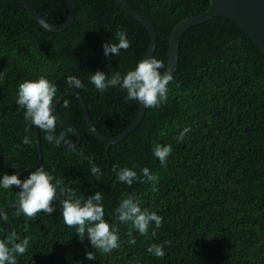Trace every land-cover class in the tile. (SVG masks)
<instances>
[{
  "label": "trees",
  "instance_id": "16d2710c",
  "mask_svg": "<svg viewBox=\"0 0 264 264\" xmlns=\"http://www.w3.org/2000/svg\"><path fill=\"white\" fill-rule=\"evenodd\" d=\"M26 1L49 22L59 24L67 17L66 0ZM127 2L152 23L156 46L151 57L165 67L173 26L210 5V0ZM74 3L73 22L50 31L16 0H0V178L38 160L35 126L16 103L25 80L45 76L56 84L57 97L65 91L80 93L92 123L107 137L122 132L137 115L139 103L126 101V90L98 91L90 77L97 70L109 78L133 70L149 44L146 28L117 0ZM117 31L127 33L131 47L118 57H106L103 45L116 42ZM69 75L81 79L84 88H69ZM168 89L167 101L145 108L139 124L113 144L90 130L77 97L60 98L57 112L77 128L80 141L57 146L39 129L41 162L36 168L43 167L55 177L53 183L60 181L58 187L71 189L81 202L100 191L105 219L118 228L120 247L103 253L87 237L81 241L63 222L59 190L55 211L32 220L15 215V187H0V212L8 216V221L0 219V240L10 241L15 233V242L30 241L27 251L17 255V264H264V50L226 16L192 25L179 40L177 69ZM185 127L191 130L178 141ZM60 129L67 140L76 141L73 127L59 120L57 136ZM25 136L31 144L22 143ZM157 144L172 146L166 166L153 154ZM87 157L101 169L99 180ZM114 166L135 170L141 180L147 167L158 180L128 186L117 180ZM36 168L19 178L27 179ZM129 195L142 210L160 215L162 226L153 222L146 234L133 230L129 235L130 225L121 224L115 213ZM155 245L164 248L162 258L148 251ZM89 251L96 259H86Z\"/></svg>",
  "mask_w": 264,
  "mask_h": 264
},
{
  "label": "clouds",
  "instance_id": "9594fccd",
  "mask_svg": "<svg viewBox=\"0 0 264 264\" xmlns=\"http://www.w3.org/2000/svg\"><path fill=\"white\" fill-rule=\"evenodd\" d=\"M115 37L116 42L110 40L103 45L106 57L111 55L118 57L121 50H128L131 47V41L125 31H117ZM164 68L165 64L162 60L148 57L139 61L133 70L128 71L123 76L120 72H115L109 78L107 73L97 70L91 75L90 82L101 92L119 86L127 92L126 101H136L146 109L157 108L167 101L168 85L173 79V74L169 69L163 73L160 71ZM66 82L69 88H84L81 79L74 75H69ZM57 92L56 84L50 82L45 76H40L36 80H25L19 84L16 103L25 109V120L45 132V139L49 143L54 142L59 146L62 140L66 143H71V141L67 140L66 135L63 133L60 136L56 134L58 118L53 114V110ZM68 106L69 102L65 100L64 107L67 108ZM190 130L189 127H185L179 133L177 140L183 141L185 134ZM22 143L28 145L32 143V140L25 136ZM171 153V145L157 144L153 148L154 156L158 158L163 166H166ZM87 159L91 166V173L99 180L102 176L101 169L91 157H87ZM113 172L116 173L119 182L128 186H131L134 181L155 182L158 180V177L154 176L147 167L142 169L144 180H141V175H138L135 170L127 167L117 169L114 166ZM54 180L53 175L45 171L43 167H39L30 172L28 178L24 180H21L16 174L3 175L0 178V187L5 190L12 188V186L20 188L17 193L18 207L15 215L23 214V216L32 220L40 213L51 214L55 211L54 201L57 200L59 190V194L64 197L61 204L62 219L65 225L74 228L81 241L87 237L95 250L111 253L113 250L118 249L120 247L118 228L105 219L101 192L97 191L94 195L88 196L84 202H81L80 199H74L75 193L71 189L65 186L58 187V185H62L61 182L56 181L53 183ZM115 213L121 224L130 225L129 235L133 230L138 231L140 234H146L153 222L156 228L161 227L163 223V218L160 215L154 211H149L147 208L142 210L131 195L120 202L119 207L115 209ZM0 219L8 221L7 214L0 212ZM15 240V233L12 234L10 241L0 240V264H17V255H23L27 251L30 244L28 238L19 243ZM131 242L135 243V239ZM148 251L158 258L165 255L164 248L160 245L150 246ZM86 259H96L95 253L92 251L87 252Z\"/></svg>",
  "mask_w": 264,
  "mask_h": 264
},
{
  "label": "water",
  "instance_id": "95a60500",
  "mask_svg": "<svg viewBox=\"0 0 264 264\" xmlns=\"http://www.w3.org/2000/svg\"><path fill=\"white\" fill-rule=\"evenodd\" d=\"M16 1L36 20V22H38L40 25H42L44 28L50 31H59L67 28L75 18L76 8H75L74 0H66L67 17L62 23L59 24H55L47 21L26 0H16ZM117 1L128 14H130L133 18L139 21L146 28L149 34V44L142 59L151 57L153 55L156 46V32L152 23L144 15L136 11L127 2V0H117ZM215 16H226L236 21L250 35V37L256 42V44L261 49L264 50V0H210V5L206 11L197 15H192L180 19L171 29L168 40L167 61L164 72L169 69L174 75L178 64L179 40L182 34L185 32V30L192 25L202 23ZM67 94H72L79 99L82 106L83 114L85 116V121L88 127L100 140L106 142L107 144L117 143L121 139H123L129 132H131L139 124L145 113L144 106L142 104H139L137 115L133 119V121L122 132H120L116 136L107 137L101 132H99L92 123L87 111V107L80 93L76 91H65L64 93L59 95L55 100L54 110H53V114L57 116L58 121L60 120L62 122L67 123L69 126L73 127L77 134V139L74 143L70 144L62 140V144L65 147L75 146L80 141L81 138L77 128L67 120H64L57 112V104L60 98ZM38 130L39 128L35 127L38 160L30 168L17 171L15 173L16 175H19L22 172H25L30 169L32 170L38 167V165L41 162V148L39 144ZM61 134L62 132L60 129L59 136ZM14 187L17 190V192H19L18 188L16 186Z\"/></svg>",
  "mask_w": 264,
  "mask_h": 264
}]
</instances>
